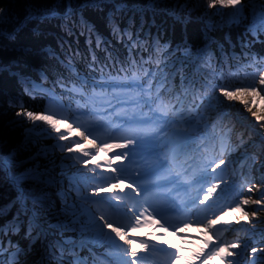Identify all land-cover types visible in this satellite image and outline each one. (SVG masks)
Segmentation results:
<instances>
[{"label": "snow or ice", "instance_id": "1", "mask_svg": "<svg viewBox=\"0 0 264 264\" xmlns=\"http://www.w3.org/2000/svg\"><path fill=\"white\" fill-rule=\"evenodd\" d=\"M201 3L171 0L169 7L165 0H51L43 9L27 11L24 23L37 25V38L45 34L39 30L45 23L58 22L69 36L76 34L78 25L83 29L80 35L86 30L91 71L79 74L71 56L65 63L49 47L43 52L71 76L58 74L49 89L27 75L12 73L25 94L33 99L44 94L48 105L37 113L28 110L21 98L6 101L9 108L19 109L16 116L31 127L23 130L20 145L0 152V177L15 194L8 204L0 205V219L5 220L0 224V264H22L20 257L38 241L42 246L38 264H154L158 255L162 264H209L217 257L219 264H239L241 249L247 251V264H264V229L254 223H264V172L260 181L250 179V173H242L239 180L235 171L232 177L225 175L227 166L234 163L225 156L231 157L248 141L241 133L239 144H232V128L224 124L226 107L239 102L264 129V106L259 105L264 101V56L245 51L244 77L233 83L231 74L213 62L211 45L217 42L209 35L219 27L211 16L219 15L221 22L227 17L229 26L248 22L243 35L251 33L253 39L240 40L242 50L264 43V5L255 0H208L207 7L217 12L204 21L203 47L194 50L186 38L174 46L171 40L161 41V30L169 19L173 28L180 25L186 31ZM222 8L232 11L220 12ZM86 9L103 13L110 35L127 49V61L121 62L127 64L120 69L123 75L106 73L107 64L100 66L99 78L94 75L100 62L92 48L93 36L95 47L106 52L109 60L115 58L112 40L85 19ZM6 14L0 7V22ZM158 15L164 17L159 22ZM225 40L231 45L230 36ZM58 43L63 50L67 41ZM218 47L223 49L222 44ZM144 52L149 53L147 59ZM28 55L21 49V57ZM153 62L155 68L146 67ZM187 68L193 69V75ZM202 68L209 72L195 79ZM3 71L5 66L0 65ZM39 76L48 81L44 70ZM57 87L79 94L85 104L76 100L75 109L71 101L65 107L56 98ZM44 140L53 143L44 144ZM24 151L29 155L18 159ZM100 152L105 159L93 163ZM241 155L248 159L246 151ZM237 210L240 216L226 219ZM9 215L11 220L6 219ZM240 225L249 226L243 242L236 227ZM146 227L153 232L132 235ZM190 227L208 239L203 249L185 257L181 247L173 249L167 240L169 233L181 240L198 239L186 235ZM21 230L29 242L27 248L11 240Z\"/></svg>", "mask_w": 264, "mask_h": 264}, {"label": "trees", "instance_id": "2", "mask_svg": "<svg viewBox=\"0 0 264 264\" xmlns=\"http://www.w3.org/2000/svg\"><path fill=\"white\" fill-rule=\"evenodd\" d=\"M257 5H264V0H255ZM51 3V0H0V7L7 10V14L3 20L0 22V65L5 66V71L0 72V152L7 151L8 149L20 145L23 140V129L29 125L30 122L26 121L22 117H17L16 112L19 110L17 108H9L6 101L9 97H17L23 99L25 106L28 110H33L37 113L42 112L46 107L47 101L44 94L38 93L36 98L33 99L31 96L27 95L23 91L22 85L18 82L17 78L12 75V73H21L29 76L32 80L37 83L43 84L46 88L51 89L53 82L56 80L58 74H63L65 77L72 75L68 70L62 67L56 59L50 58L46 53L43 52L44 48H51L56 52V55L67 63L68 57L71 56L72 63L75 66L77 72L81 75H86L90 73L88 64L92 60V53L89 51V46L87 44L88 33L84 30V35H80L83 30L79 25L74 29L75 35L69 36L66 31L62 30L58 22L45 23L39 25V30L45 34L37 38L34 35V29L37 27L34 23H24V17L30 8L33 9H43ZM208 0H202V3L194 10L192 23L187 25L186 31L180 26L176 25L174 28L171 26L172 21L169 19L165 28L161 30V41L171 40L173 46L180 43L183 39H187L189 43L192 44L193 49L201 48L204 45V21L208 19L209 15L217 12V8L209 9L207 7ZM165 4L171 7V0H165ZM163 6V5H162ZM107 11V9H105ZM220 12H231L230 8L219 9ZM86 20L93 24L96 31L99 32L104 37L112 40L113 48L110 49L113 52L115 60H109L106 52L95 47V37L93 36L92 48L95 51L97 60L100 62L97 65V71L94 75L99 78L100 71L99 68L103 64H107L108 67L105 70L106 73H110L112 76L118 74L123 75L120 72L121 67H127V64H122L121 62L127 61L128 53L127 49L121 44H117L115 39L110 35L109 29L106 26V21L104 14L93 9H86L83 13ZM196 17H201L200 21H196ZM164 17L157 16L156 19L159 22ZM139 19V17H137ZM214 23L219 25L218 29L209 35L215 38L217 43L211 45V54L214 57V63L220 64L223 67V71L226 75L231 74L232 82L239 83V80L244 77V70L242 66L246 63L247 58L244 57L245 51H250V53H256L259 56H264V43L257 42L252 45L251 49H241L240 40L253 39L251 33L247 37L243 35L247 27L248 22H243L239 25L229 26L226 21L227 17H224L225 22H221V17L219 15L211 16ZM153 34L156 33V29H152ZM231 37V45H235L233 48L226 40L225 36ZM15 37L14 39L12 37ZM261 40H264V36H261ZM59 42L67 41L64 44L63 50L59 47ZM218 44L223 45L221 50ZM69 45L71 47H69ZM25 49L30 52L27 57H21L20 51ZM78 50L79 55H75ZM145 59L148 58L149 53H142ZM154 56L159 54L153 53ZM235 56L237 59H233ZM21 62L16 63L17 60ZM135 59L139 61L140 57L136 56ZM27 61L26 63L24 61ZM149 69L155 68V63L146 65ZM11 69L9 71L8 69ZM44 70L48 76V81H41L39 72ZM188 74L193 75V69L187 68ZM251 72V69H247ZM209 69H201L200 73L194 75L195 79H203L201 73H207ZM131 75V73H129ZM67 82V81H66ZM177 91L179 90V76L176 77ZM56 96L65 105L68 106L71 101V107L76 108V100H80L81 105L85 104L84 98L79 94H69L64 92L59 87L56 88ZM90 94V90H89ZM19 120V124H12L10 122ZM42 125V124H41ZM251 150L248 152V159L244 163V169L246 173H250V179L255 178V165L256 159L258 160L259 155L264 156V147L259 146L257 151L254 152V146L256 141L251 140ZM44 144H49L50 141H42ZM35 149H33L34 151ZM259 154V155H258ZM28 152H20L18 159L23 160ZM255 158V163L253 159ZM259 173L264 172L261 166L258 170ZM226 176L231 177L230 174L226 173ZM243 193V192H242ZM14 193L10 188L4 183L2 177H0V205L8 204L14 197ZM235 195V193H234ZM13 212L15 209L12 210ZM6 219L11 220V215ZM5 220L0 219V224H3ZM242 242L246 239L245 234L239 235ZM23 230L18 235L11 237L14 244H18L21 248H27L28 241L25 240ZM5 244L7 246V238H5ZM243 250V249H241ZM42 246L38 241L28 252L27 255L20 257L22 264H38L41 257ZM240 251V250H239ZM87 255V252L84 253ZM7 258V253L4 254ZM247 251L243 255V261L240 264H245ZM260 255V254H258Z\"/></svg>", "mask_w": 264, "mask_h": 264}, {"label": "rangeland", "instance_id": "3", "mask_svg": "<svg viewBox=\"0 0 264 264\" xmlns=\"http://www.w3.org/2000/svg\"><path fill=\"white\" fill-rule=\"evenodd\" d=\"M221 99H223V98L221 97ZM57 100L59 103H62L61 101H59V98ZM46 101H47V104H46V106H47L48 105V98L47 97H46ZM225 104L228 105V102L225 101ZM236 104H237V102H233L231 105H228L226 107L225 111L228 113V116L225 118L224 124L227 127L232 128V133H231V136H233V138H231L232 144H234V145L239 144V137H240L241 133L244 134V139L248 141V144L245 145L244 147L238 148V151H237L238 153L236 154L239 157L238 158V164L236 165V163H235L234 165H231V164L228 165L227 171L225 172V175H226V173H228L232 177L233 171H235L236 172V179L239 180L241 174L246 173L244 166H243L246 159L244 158V156L241 155V153H245V151H246V155L248 156L249 150L252 149L251 148V142L249 141V138H251V140L256 141V144L254 146V152L257 151L259 146L264 147V143H262V138H264V129L261 128L260 124H258L255 121V119L251 116L250 113H248L243 108V106L241 107L240 111L237 110V112H235L234 107ZM259 105L264 106V101H260ZM65 107H67V106H65ZM72 109H75V108L72 107ZM121 111H123V110L121 109ZM28 127H31L30 123L25 128H28ZM40 127H44V125L42 124V125H40ZM209 131H211V129H209ZM23 134H24V131H23ZM48 141H50V143H53L52 140H48ZM229 150L231 151V149H229ZM60 155H61V153L57 152V157H59ZM99 155H100V157L105 159V153L104 152H100ZM96 158H97V156H96ZM225 159H230V157L225 156ZM256 161L257 162L255 165V174H256L255 177L257 178V181H260V180H258V177L261 178V175L257 176V174L259 173L258 172L259 167L261 166L262 163H264V156L259 155V158H258V160L256 159ZM96 162H99V161L96 160ZM194 194L195 193H193V195ZM240 194L245 195V196L251 195L250 193H246V192H243ZM233 195H234V193H233ZM256 196H259V193H256ZM238 216H240V212L237 210L234 212H230L228 214V216L226 217V219H233L234 220ZM261 219L264 220V212H261ZM254 223L256 224L257 229H264V223H261L259 221H254ZM236 227H238L240 229L239 235H242L243 233L245 234L244 230L248 229L249 226L248 225H240V226H236ZM156 231H160V230L156 229ZM181 231L185 232L184 229H181ZM150 232H153V229L151 227H146L144 229H139V230L134 231L132 233V235L133 236H146ZM186 235L189 237L195 236V237H199V238L198 239L181 240L178 238H173L171 233H169L167 243L171 244L173 249H175L177 247H181L183 249V255L185 257H191L194 253H196L197 251H199L200 249H203L205 247V241H207L208 237L204 236L201 230H197L196 228H192V227H190L186 230ZM228 238L231 239L233 237H228ZM49 239H51V237H49ZM240 252H241V255L238 257L239 264L242 263L243 255L246 252V250L243 249V250H240ZM161 259H162V257L160 256L159 260H161ZM209 264H219V257L215 258L212 261H209ZM245 264H247V262H245Z\"/></svg>", "mask_w": 264, "mask_h": 264}, {"label": "bare ground", "instance_id": "4", "mask_svg": "<svg viewBox=\"0 0 264 264\" xmlns=\"http://www.w3.org/2000/svg\"><path fill=\"white\" fill-rule=\"evenodd\" d=\"M241 107H242V105H241L239 102H237V104H236L235 107H234V111H235V112H237V110L240 111V110H241ZM62 127H63V126H62ZM231 138H233V136H231ZM237 151H238V149H237ZM237 151L233 152V153H232L233 155L230 157V159L234 161V163H232L231 165H234L235 163H236V165L238 164V158H239V157L236 155V154L238 153ZM96 160H98V161H103L104 159H103L102 157H100V155H97ZM96 160L93 161V162L95 163ZM251 195H252V194H251Z\"/></svg>", "mask_w": 264, "mask_h": 264}, {"label": "water", "instance_id": "5", "mask_svg": "<svg viewBox=\"0 0 264 264\" xmlns=\"http://www.w3.org/2000/svg\"><path fill=\"white\" fill-rule=\"evenodd\" d=\"M57 98V97H56Z\"/></svg>", "mask_w": 264, "mask_h": 264}]
</instances>
